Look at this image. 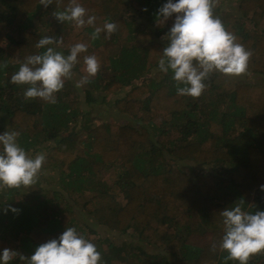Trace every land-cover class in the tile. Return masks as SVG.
Returning a JSON list of instances; mask_svg holds the SVG:
<instances>
[{"label":"trees","instance_id":"trees-1","mask_svg":"<svg viewBox=\"0 0 264 264\" xmlns=\"http://www.w3.org/2000/svg\"><path fill=\"white\" fill-rule=\"evenodd\" d=\"M72 2L52 0L44 7L41 0H0V123L20 133L18 142L28 153H45L42 170L64 167V189L87 219L127 236L118 246L86 238L96 244L103 264H237L226 260L219 247L224 234L220 211L241 200L246 211L264 210L259 189L264 185V32L254 30L264 20V0H238L235 12L213 0V15L251 52L248 71L241 75L257 81L232 84L229 76L213 73L195 98L177 94L171 72L159 82L134 84L158 66L167 46L174 17L164 23L157 17L166 0H76L96 18L78 31L73 22L55 17ZM134 12L150 30L134 28L128 20ZM106 21L114 22L116 31L106 35L102 30L93 38ZM44 35L62 41L57 50L65 55L74 44H87L73 68L82 77L84 56L94 55L100 63L86 83V102L98 101L93 90L103 93L99 103H104L107 95L129 88L115 107L137 123H85L82 137L73 134L48 148L80 113L76 97L64 99L72 84L65 81L51 104L26 99V86L11 82L27 56L44 51L35 47ZM106 39L119 46L116 54ZM185 161L218 167V172L194 178L181 169L179 162ZM19 190H0V207L19 209L0 211V249H22L30 256L73 226L76 212L68 199L62 206L48 197L33 204ZM12 264H20L19 257ZM248 264H264V252L251 256Z\"/></svg>","mask_w":264,"mask_h":264},{"label":"clouds","instance_id":"clouds-1","mask_svg":"<svg viewBox=\"0 0 264 264\" xmlns=\"http://www.w3.org/2000/svg\"><path fill=\"white\" fill-rule=\"evenodd\" d=\"M41 4L47 7L52 0H41ZM55 17L61 22H73L77 28L93 25L96 19L76 0ZM157 17L162 23L174 17L158 69L172 73L178 95L199 97L213 73L226 76L247 73L251 52L213 15V0H166L158 9ZM116 29L114 22L106 21L103 29H95L93 38L102 30L110 35ZM60 43L52 36H42L35 47L44 51L27 56L11 76L12 83L26 86V99L38 98L54 104L56 94L72 78L73 68L88 46L76 43L65 55L57 50ZM83 62L86 75L76 83L78 88L88 83L89 77H94L100 68L94 55L84 56ZM19 136L15 130L0 132V190L31 188L39 181L46 155L44 152L29 155L18 142ZM259 189L264 191V185ZM243 205L241 200L220 211L224 234L219 247L227 253L226 260L237 264H248L251 256L264 252V210L250 212ZM0 211L15 214L19 209L8 205L0 207ZM16 257L20 264H103L96 244L74 226L66 227L57 238L37 246L30 256L15 249H0V264H12Z\"/></svg>","mask_w":264,"mask_h":264},{"label":"rangeland","instance_id":"rangeland-1","mask_svg":"<svg viewBox=\"0 0 264 264\" xmlns=\"http://www.w3.org/2000/svg\"><path fill=\"white\" fill-rule=\"evenodd\" d=\"M127 1V0H126ZM238 6V0H222V10L226 11L228 9H233L236 11ZM233 11V12H235ZM258 11V10H256ZM129 22H131L134 25V28L137 30H150L149 25L144 22L143 18L138 17V13L134 12L132 17H128ZM246 24H249V21L247 19L244 20ZM74 24V23H73ZM72 25V24H71ZM75 27V31H78L79 29ZM253 28V26L251 27ZM254 30H259L261 32H264V20L261 21L259 26H257ZM104 43H108L107 47L111 50V54H116L118 51V45L114 44L112 42H108V40H104ZM164 42V41H163ZM57 48H62L61 45H57ZM81 79V77L73 71V76L71 79H68L66 81H70V83L73 86V91L67 95L64 99L65 101L71 100L72 98L76 97L79 101V109L80 113L76 115V117L68 124L66 129H62L61 131V137L57 140H53L51 142H48V148L56 147L63 139L69 138L71 135H79L82 137L85 130V123H90L92 127L97 126L98 124H101L102 122L106 123H115L120 126H123L125 124H136L138 120L136 117L130 116L128 114H123L120 111L117 110L115 107V103L124 98L125 95L129 92V88H124L123 90H120L118 94L113 95H107L106 101L104 103H99L100 98L103 96V93H99L97 90H93L92 94L95 98L98 99V101H95L92 104H88L86 102V91L88 90V87L86 84H84L81 87H76V83ZM163 79V73L159 71L158 66L152 68L148 73L141 76L140 80L136 83H134L136 86L140 85L141 82H145L146 84H150L151 81L159 82ZM230 81L233 83H246V82H254L257 81V77L250 76L249 78H246L244 75L239 76H229ZM145 97V96H144ZM212 100H215L214 96H210ZM227 109V108H225ZM224 111V109L221 110V112ZM226 112V110H225ZM0 126L2 127L3 132L9 131L8 126L6 125V122L0 123ZM84 131V132H83ZM152 139L153 136H151ZM35 153L30 152L29 155H34ZM181 169L190 176L196 177L197 174L202 172H218V167L214 166H199L192 162H179ZM64 173V167H60L58 164H55L52 166V168L48 170H41V174L39 177V181L36 185H33L31 188L27 187H21L19 192L26 194L27 198L25 200H28L30 202L34 201H41L45 199V197H48L49 199L56 198V201L62 206L65 204L68 200L69 205L71 206V209L76 212V218L74 227L77 228L78 232L83 234L85 238H90L92 241H97L98 239L103 240L106 239L110 243H113L115 245L121 244L123 241H128L127 236H122L115 232H110L106 228L97 226L93 221L87 219L83 212L79 210L74 204L73 199L69 197V194H72V192H69L64 189V185L62 183L63 175ZM41 196V197H39ZM68 199V200H67ZM3 201V200H2ZM34 204V203H33ZM77 221V222H76ZM92 230L95 232L94 234H90L86 231ZM103 248L107 250L106 244H103ZM149 250V248L147 249ZM152 251L153 248H150ZM20 253H22L25 256V252L22 251V249L19 250Z\"/></svg>","mask_w":264,"mask_h":264}]
</instances>
